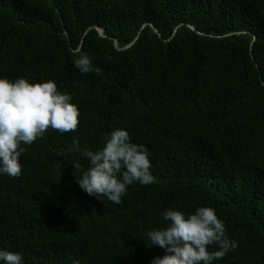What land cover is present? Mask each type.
I'll return each mask as SVG.
<instances>
[{
  "label": "trees",
  "instance_id": "trees-1",
  "mask_svg": "<svg viewBox=\"0 0 264 264\" xmlns=\"http://www.w3.org/2000/svg\"><path fill=\"white\" fill-rule=\"evenodd\" d=\"M76 48L102 76L79 72ZM0 76L52 79L79 109L75 132L49 128L24 145L20 176L0 175V249L24 264H149L164 210L210 206L238 244L213 264H264V0H0ZM117 127L156 178L120 204L78 186L71 162L87 160L68 151Z\"/></svg>",
  "mask_w": 264,
  "mask_h": 264
},
{
  "label": "clouds",
  "instance_id": "clouds-1",
  "mask_svg": "<svg viewBox=\"0 0 264 264\" xmlns=\"http://www.w3.org/2000/svg\"><path fill=\"white\" fill-rule=\"evenodd\" d=\"M73 56L80 73L102 76V69L79 48L73 50ZM72 99L71 94L59 91L52 79L34 82L0 76V175L20 176L24 145L42 138L49 128L60 133L76 131L79 109ZM68 151L87 160L83 169L80 163L71 162L74 176L78 186L98 200L103 197L120 204L128 185L156 180L150 171L148 148L133 142L125 128L111 130L103 147L96 150L81 147L73 137ZM161 215L166 223L145 232L147 247L163 249V255L153 257L149 264H213L238 247L210 206H198L194 212L169 208ZM213 245L215 250L210 251ZM0 264H24V259L19 252L0 249Z\"/></svg>",
  "mask_w": 264,
  "mask_h": 264
},
{
  "label": "water",
  "instance_id": "water-1",
  "mask_svg": "<svg viewBox=\"0 0 264 264\" xmlns=\"http://www.w3.org/2000/svg\"><path fill=\"white\" fill-rule=\"evenodd\" d=\"M150 27L153 29V31L155 32V34H156L159 38H161V36H160L158 30H157L155 27H153L152 25H150ZM189 27L193 30V28H192L191 26H189ZM95 29H96V31L98 32L99 35H102L103 32H104L102 29H100V28H98V27H96ZM136 39H137V38H136ZM136 39H135V40H136ZM135 40H134V41H135ZM134 41H132L131 43L125 45L124 47H119L118 44H117L116 39H113V46H114V48H115L116 50L121 51V50H125V49L129 48V47L134 43ZM250 52H251V48H250ZM251 59L254 61V59L252 58V56H251ZM254 65H255L256 68H257V65H256L255 63H254Z\"/></svg>",
  "mask_w": 264,
  "mask_h": 264
}]
</instances>
